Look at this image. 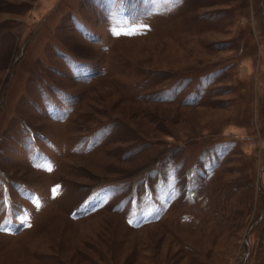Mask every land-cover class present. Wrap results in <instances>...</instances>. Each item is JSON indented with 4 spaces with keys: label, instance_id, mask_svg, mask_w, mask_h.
<instances>
[{
    "label": "rangeland",
    "instance_id": "374dc122",
    "mask_svg": "<svg viewBox=\"0 0 264 264\" xmlns=\"http://www.w3.org/2000/svg\"><path fill=\"white\" fill-rule=\"evenodd\" d=\"M0 264H264V0H0Z\"/></svg>",
    "mask_w": 264,
    "mask_h": 264
},
{
    "label": "snow or ice",
    "instance_id": "6c2138e0",
    "mask_svg": "<svg viewBox=\"0 0 264 264\" xmlns=\"http://www.w3.org/2000/svg\"><path fill=\"white\" fill-rule=\"evenodd\" d=\"M117 34H119V33H117Z\"/></svg>",
    "mask_w": 264,
    "mask_h": 264
}]
</instances>
